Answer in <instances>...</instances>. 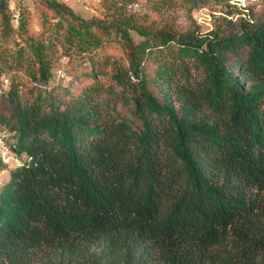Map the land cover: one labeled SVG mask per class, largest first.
Here are the masks:
<instances>
[{
  "label": "trees",
  "instance_id": "1",
  "mask_svg": "<svg viewBox=\"0 0 264 264\" xmlns=\"http://www.w3.org/2000/svg\"><path fill=\"white\" fill-rule=\"evenodd\" d=\"M43 1L58 22L0 52L19 160L0 189V264L99 243L113 264H264V9L207 33L140 28L136 44L123 21ZM113 34L127 64L110 74L93 54ZM76 56L91 65L79 95L75 78L61 100L24 92L26 73L48 83Z\"/></svg>",
  "mask_w": 264,
  "mask_h": 264
},
{
  "label": "rangeland",
  "instance_id": "2",
  "mask_svg": "<svg viewBox=\"0 0 264 264\" xmlns=\"http://www.w3.org/2000/svg\"><path fill=\"white\" fill-rule=\"evenodd\" d=\"M67 5L77 16L84 20L101 19L105 21L117 20L128 24V31L132 40L137 44L142 41L138 29L173 28L181 32L198 30L202 33L210 32L219 18L229 17L238 20L241 18L238 9L230 2L213 4L204 7H192L185 0H55ZM43 0H0V6H6L8 25H4L2 9L0 8V52L7 48L15 50L17 44L25 46L23 38L40 39L44 21L50 24L58 22L53 18V12L44 6ZM256 11L264 9V0H261ZM22 23L25 26L22 28ZM5 27L9 33L4 34ZM103 47L94 51L96 61L107 59L110 62L108 72L111 74L115 64L126 66L127 48L120 36L112 35ZM116 62V63H115ZM58 66L61 69L53 74L48 83H35L33 79L24 75V92L34 89V96L39 92L47 98L53 94L61 100L62 87L69 86L75 78L73 86L76 94L86 88L91 80L84 78L91 68L87 57L76 56L72 62L63 59ZM79 76V79L76 77ZM1 88V87H0ZM30 94H28V97ZM30 98V97H29ZM5 96L0 94V115L7 120L12 118V110L7 104ZM14 144V134L5 125H0V189L8 182L10 172L17 167L19 160L10 152ZM103 243L87 245L77 255L68 256L60 252L42 251L35 257L34 264H113L118 258ZM111 257V259H110ZM109 259V260H108ZM114 260V261H113Z\"/></svg>",
  "mask_w": 264,
  "mask_h": 264
},
{
  "label": "built area",
  "instance_id": "3",
  "mask_svg": "<svg viewBox=\"0 0 264 264\" xmlns=\"http://www.w3.org/2000/svg\"><path fill=\"white\" fill-rule=\"evenodd\" d=\"M260 0H235L232 1V5H234L239 12H241V15H245L249 11L250 6H259ZM4 86L9 85V81L7 79L3 80Z\"/></svg>",
  "mask_w": 264,
  "mask_h": 264
}]
</instances>
